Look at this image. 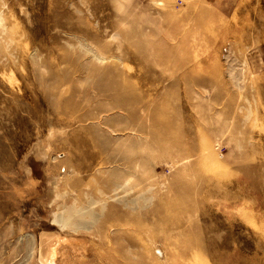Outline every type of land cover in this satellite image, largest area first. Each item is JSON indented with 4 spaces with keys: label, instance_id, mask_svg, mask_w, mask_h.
Wrapping results in <instances>:
<instances>
[{
    "label": "rangeland",
    "instance_id": "1",
    "mask_svg": "<svg viewBox=\"0 0 264 264\" xmlns=\"http://www.w3.org/2000/svg\"><path fill=\"white\" fill-rule=\"evenodd\" d=\"M43 232L54 264H264V0H0V264Z\"/></svg>",
    "mask_w": 264,
    "mask_h": 264
},
{
    "label": "bare ground",
    "instance_id": "2",
    "mask_svg": "<svg viewBox=\"0 0 264 264\" xmlns=\"http://www.w3.org/2000/svg\"><path fill=\"white\" fill-rule=\"evenodd\" d=\"M70 209H72V208H70ZM69 212L71 213V211H69ZM69 212H66V213H69ZM84 215H85V213H84ZM96 215L97 214L95 213V216ZM61 217H59L60 220L58 222H60V223L63 222L66 225V218L65 219L63 218L62 219ZM52 222L54 223V225H56V223L54 221H52ZM64 224H62V225L64 226ZM84 226H86V225H84ZM80 227H81V224H80ZM81 228H83V227H81ZM86 228H88V227L86 226ZM74 229H77V228L74 227ZM52 236H54V234L51 235L50 233H47V232L46 233L43 232L41 234V237H40V250H39V255L38 256H39V260L41 261L42 264H54V257H55V255H54L55 254V249L54 248H55L56 241L55 242H52L53 241V239H51ZM41 244H42V247L47 248V249H43L42 250L41 249ZM52 244H54V245L52 246Z\"/></svg>",
    "mask_w": 264,
    "mask_h": 264
}]
</instances>
